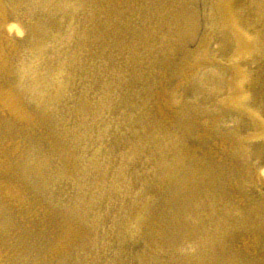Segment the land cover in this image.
Here are the masks:
<instances>
[{"label":"rangeland","instance_id":"obj_1","mask_svg":"<svg viewBox=\"0 0 264 264\" xmlns=\"http://www.w3.org/2000/svg\"><path fill=\"white\" fill-rule=\"evenodd\" d=\"M246 2L258 40L264 0ZM2 8L20 36L0 55V264H264V139L219 103L237 42L213 0ZM203 48L213 59L196 67ZM256 58L239 63L264 120ZM54 75L62 93L49 82L42 100Z\"/></svg>","mask_w":264,"mask_h":264},{"label":"bare ground","instance_id":"obj_2","mask_svg":"<svg viewBox=\"0 0 264 264\" xmlns=\"http://www.w3.org/2000/svg\"><path fill=\"white\" fill-rule=\"evenodd\" d=\"M253 1V0H250ZM248 3L246 0H213L214 10L216 12L215 21L216 25L225 28L227 31L231 32L232 36L234 37L235 41L237 42L236 50H233V57L229 62L230 71L232 73V78L230 80L231 89L227 88L225 91L222 92V99L220 105L233 109L239 113L246 114L253 123L254 131L251 133L253 139H264V120L261 117V110L256 104L249 102V89L247 80V72L244 70L242 65L239 63L240 60H247V58H258L263 55L264 52V36L259 35L260 38L256 40V38L248 33L245 28L247 25V21L240 18L239 12L241 9V3ZM10 11V10H9ZM6 8H2L0 10V55L5 56V54H9L15 51V43L18 41L20 36V29L10 22L11 14ZM31 31L26 34L28 37ZM258 33V32H257ZM43 47L41 43H38L37 46L35 44V48L40 51ZM198 55L196 57V61L194 65L201 66L206 64L213 59V55L208 52V49L203 48L198 50ZM256 58V59H257ZM43 58L41 54L38 52V60H34L31 62L27 69L32 71H38L41 66ZM208 61V62H207ZM35 74V73H34ZM32 73V75L34 76ZM39 78V77H38ZM40 81V78H39ZM36 80V82H39ZM41 82V81H40ZM50 82V86L57 94L60 92L63 87V81L61 78H56L54 75L52 78L47 81L46 78H42L41 83V90L40 97L42 100L46 98L47 93L49 92L48 83ZM9 98L15 104H11L12 109L16 114L22 118L26 122H30L32 119L34 120L35 116L33 114H29L28 111L24 108L21 103H16L19 100L18 96L9 94ZM257 174L260 177L264 178V171L257 170ZM9 187V186H7Z\"/></svg>","mask_w":264,"mask_h":264}]
</instances>
